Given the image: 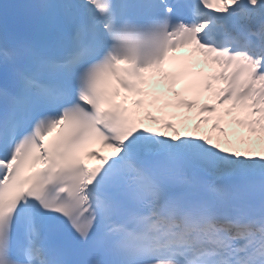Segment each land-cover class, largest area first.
Segmentation results:
<instances>
[{
    "label": "snow or ice",
    "instance_id": "obj_1",
    "mask_svg": "<svg viewBox=\"0 0 264 264\" xmlns=\"http://www.w3.org/2000/svg\"><path fill=\"white\" fill-rule=\"evenodd\" d=\"M185 46L258 149L129 104ZM0 264H264V0L0 3Z\"/></svg>",
    "mask_w": 264,
    "mask_h": 264
}]
</instances>
